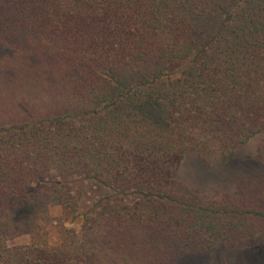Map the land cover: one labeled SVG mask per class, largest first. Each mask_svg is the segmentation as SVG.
<instances>
[{"label":"trees","instance_id":"16d2710c","mask_svg":"<svg viewBox=\"0 0 264 264\" xmlns=\"http://www.w3.org/2000/svg\"><path fill=\"white\" fill-rule=\"evenodd\" d=\"M260 134L264 162V0H0V264L256 251L264 183L175 173Z\"/></svg>","mask_w":264,"mask_h":264},{"label":"rangeland","instance_id":"374dc122","mask_svg":"<svg viewBox=\"0 0 264 264\" xmlns=\"http://www.w3.org/2000/svg\"><path fill=\"white\" fill-rule=\"evenodd\" d=\"M263 134L257 135L247 143L238 147L237 159L231 163L230 168L207 166L200 157L190 152L181 161L175 173L177 187L195 191L200 196H208L216 190L239 192L240 183L247 179L264 183V162L258 156V146L261 144ZM245 158V159H244ZM83 193L87 198L88 193L101 190L95 184L87 183ZM92 196L89 195V198ZM55 215V211H53ZM26 237L16 238L15 243H23ZM235 252H206L193 256H179L170 264H264V245L256 251L245 250ZM241 256V261L237 257Z\"/></svg>","mask_w":264,"mask_h":264}]
</instances>
